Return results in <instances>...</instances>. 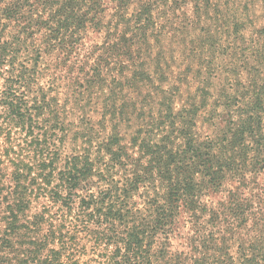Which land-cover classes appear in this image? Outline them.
<instances>
[{
	"label": "trees",
	"instance_id": "1",
	"mask_svg": "<svg viewBox=\"0 0 264 264\" xmlns=\"http://www.w3.org/2000/svg\"><path fill=\"white\" fill-rule=\"evenodd\" d=\"M243 1L0 0V264H264V27L244 36ZM189 8L254 55L239 88L206 83L207 113L170 84L167 28Z\"/></svg>",
	"mask_w": 264,
	"mask_h": 264
},
{
	"label": "rangeland",
	"instance_id": "2",
	"mask_svg": "<svg viewBox=\"0 0 264 264\" xmlns=\"http://www.w3.org/2000/svg\"><path fill=\"white\" fill-rule=\"evenodd\" d=\"M235 2L237 3V8L235 11H243V15L246 16L248 20L247 29L244 36L250 37L254 28L261 29L264 27V1L255 0L254 2ZM191 9L188 10H177L175 12V17L173 18L170 25H168L167 30L170 31V35L167 40L166 57L167 64L170 68V84L175 90H179V95L177 98V107L181 109L183 106L190 107L193 104L203 107L202 111L205 110L203 105L202 91L203 87L206 85L216 89L217 92L224 93L229 86H234L239 88L238 85V72H241V66L243 62L250 61L253 62V52L248 51V47L243 43V40L232 39L226 40L219 38L222 29V25H197L193 26L190 22ZM233 11V10H232ZM187 13V15L185 14ZM188 17V18H187ZM210 24V23H209ZM210 33H213L215 38H211ZM223 40V44L219 42ZM102 40L100 34L91 33L88 40L85 42L87 48L85 47L83 53L88 54V49L96 44H99ZM215 44L214 49H209V43ZM232 42V43H230ZM84 56V55H83ZM82 58V56H81ZM68 78L67 84L71 90H75V96L78 91H82L80 88V81L78 80L79 72L76 68H72L69 74L65 75ZM71 77L75 80V87L71 84ZM246 76L244 75L243 80L245 81ZM66 89V87H65ZM200 89V91H198ZM178 92V91H177ZM98 94L94 91H90L86 95L78 96L79 105L78 107L85 106V112L88 113L89 117L93 118L97 129L105 137L111 134L112 126L106 123V128L103 125H99L100 120V104L102 100L98 99ZM212 98L210 101V107L204 111V113L209 112L210 108H214L211 104L215 101ZM76 100V97H75ZM203 113V112H202ZM200 130L203 137H214L218 128H223L224 124L222 122L214 124L210 122L209 116L203 114L201 121ZM78 125V123H77ZM135 125L124 126L121 131L125 135L126 142H129L130 138L133 136ZM96 128V127H95ZM80 144V143H79ZM69 151L74 148L73 145L68 144Z\"/></svg>",
	"mask_w": 264,
	"mask_h": 264
}]
</instances>
